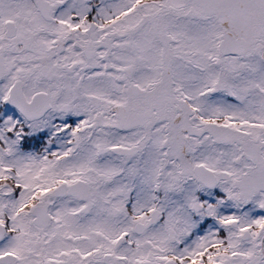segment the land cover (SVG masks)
I'll list each match as a JSON object with an SVG mask.
<instances>
[{"label":"flooded vegetation","instance_id":"1","mask_svg":"<svg viewBox=\"0 0 264 264\" xmlns=\"http://www.w3.org/2000/svg\"><path fill=\"white\" fill-rule=\"evenodd\" d=\"M69 1L0 0V264H27L28 237L30 264H258L264 216L222 224L221 239L200 235L188 252L176 219L189 226L183 211L205 201L198 184L230 183L214 160L236 135L264 134L246 106L264 102V0ZM1 199L24 201L11 213ZM97 205L124 216L108 244L169 251L102 253Z\"/></svg>","mask_w":264,"mask_h":264},{"label":"rangeland","instance_id":"2","mask_svg":"<svg viewBox=\"0 0 264 264\" xmlns=\"http://www.w3.org/2000/svg\"><path fill=\"white\" fill-rule=\"evenodd\" d=\"M123 0H117L115 4L120 5ZM147 1V0H145ZM77 3L76 0H70L68 4H75ZM140 9V8H139ZM140 10H138L139 12ZM136 12V15L138 14ZM197 21V27L198 28H204L205 27V21ZM203 22V23H202ZM205 69V68H200ZM210 69V68H208ZM206 70V69H205ZM208 76V75H207ZM206 76V72L198 71L196 73V80L198 81V85L200 87H204L209 83V77ZM216 87V86H215ZM251 105H247L248 111H249V118L254 119H260L264 120V102H250ZM230 110L238 111V107L234 105H228ZM71 111H66L63 115H66L70 113ZM254 123L256 122L253 120ZM230 127H234L235 125L230 122ZM232 133V132H231ZM235 133V132H233ZM252 135L249 136L247 132L245 134L240 133L239 135H236L237 140L236 144L238 146H235L231 144L229 146L230 152L229 156L226 158L225 163L218 164L219 161H215V168L216 173H222V170L228 169L230 174V183H227L228 185V191L226 190V193H222L221 190H224V188L227 189L226 184H219L218 188L206 190L201 189V184H198L196 189L198 191H201L202 195H205V201L203 204L199 205V208L196 210L197 204L189 207V211L186 209L183 211L182 219L188 221L189 226L184 225V222L182 223L180 219H176V222L178 226L176 229L179 228L180 232L182 233V236L184 237L183 240L186 242V250L187 252L190 251V247L192 244V241H199L200 235L201 237L208 238L209 241H216L218 239H221V237H218L217 234L218 231L221 228L220 225L233 223V221H237L241 228H244L248 223H259L260 220L264 216V134H257L256 136H253L255 133V130H251L250 132ZM231 147H235L236 149L232 151ZM215 156L214 158H216ZM244 158L245 160H242ZM246 161V162H245ZM222 165L226 166L224 168ZM227 170V171H228ZM35 175H37V170L32 169L31 170ZM130 183L122 184L123 189H126L125 192L122 194V200H125L126 193L129 190ZM119 185V184H118ZM143 192V193H142ZM142 192L137 193V199L135 202V206H142L149 201V195L146 193L145 190ZM196 201H199L197 197H195ZM24 200H15V199H1V209L3 207H7L11 210V213H13L17 208L21 207V203ZM107 202V201H103ZM113 207L116 205V202L113 201L112 203ZM98 212L102 213L100 215V219L97 220V223L101 227V236L100 233L97 235L95 233L94 239L96 242L101 241L102 247L101 252L104 251H112L116 256L122 257V256H129V257H136V256H149L152 257L153 255H157L160 257L161 255L165 254L169 251L168 246L162 247L159 250H150L145 251L144 248H131L129 246H124L123 242H114L113 244H108L107 240L111 239V241L114 239L117 232H119L117 229L123 227L124 224V216L120 215L117 216L116 219L112 218L111 212L107 210V213L105 209H109L108 205H97ZM198 213L200 216L199 219H196L193 217V214ZM198 223L207 224L208 231H202L200 232V228L197 226ZM117 226V229H116ZM220 226V227H219ZM194 227V229H192ZM97 230H100L99 227L96 228ZM192 229V233L196 231L197 233L191 234L189 238H185V236L188 235V231ZM226 230H229L231 232H228L230 235V239L233 241H240L241 237L236 231V228L231 227L229 225L227 228L225 226ZM26 233V232H23ZM245 235V234H244ZM255 235H260L261 237L264 236V232L256 233ZM251 239L252 236H249ZM246 237V238H249ZM116 239V238H115ZM254 239H257V237ZM259 239V238H258ZM20 242L23 243L24 247V260L27 262V264H30L32 261V255H33V249H34V243L32 237L25 238L23 240H20ZM101 244V243H100ZM174 250H176V247H173ZM183 252V250H182ZM236 261L238 260L235 259ZM254 262H257L258 264H264V258L262 256L257 255L253 258ZM137 264L139 261L135 259ZM163 264V261L161 260H155L153 264ZM117 264H126L125 259H119L117 260ZM166 264V263H165Z\"/></svg>","mask_w":264,"mask_h":264},{"label":"water","instance_id":"3","mask_svg":"<svg viewBox=\"0 0 264 264\" xmlns=\"http://www.w3.org/2000/svg\"><path fill=\"white\" fill-rule=\"evenodd\" d=\"M16 105H19L18 102H15Z\"/></svg>","mask_w":264,"mask_h":264}]
</instances>
